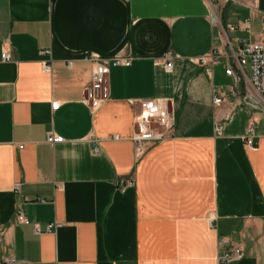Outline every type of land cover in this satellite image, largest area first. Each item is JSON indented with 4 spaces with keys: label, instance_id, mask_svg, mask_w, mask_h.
<instances>
[{
    "label": "crops",
    "instance_id": "0c3cea01",
    "mask_svg": "<svg viewBox=\"0 0 264 264\" xmlns=\"http://www.w3.org/2000/svg\"><path fill=\"white\" fill-rule=\"evenodd\" d=\"M211 16L249 20L250 34H226L231 45L257 41L264 0H0V264H220V237L243 251L222 264H264V113L213 104L212 88L232 80L223 57L210 72L197 63L223 48ZM91 57L129 61L110 67L95 110L84 103ZM245 72L239 90L252 93ZM147 101L172 136L138 155Z\"/></svg>",
    "mask_w": 264,
    "mask_h": 264
},
{
    "label": "built area",
    "instance_id": "2783aa9c",
    "mask_svg": "<svg viewBox=\"0 0 264 264\" xmlns=\"http://www.w3.org/2000/svg\"><path fill=\"white\" fill-rule=\"evenodd\" d=\"M217 2L220 0H210ZM225 2L233 0H224ZM211 23L219 27V35L223 43V48L214 47L212 51L197 59L199 66L204 67L208 72L212 67L218 64V61L223 57L227 61L225 67V75L230 77L232 85L230 87L214 86L212 88L213 104L219 106L226 103L230 97L234 98V108H248L254 112L264 113V16L261 21V31L257 41H241L237 46H233L228 41L226 34L228 32L243 31L250 34L249 20L245 19L236 24H227L224 26L216 16H211ZM47 53V52H46ZM4 62L10 60L9 51L5 50L2 53ZM166 67H171V56L166 55ZM90 79L85 88L84 103L91 109L95 110L104 104L109 99V72L110 67L128 66L129 61L120 59H96L91 57ZM249 72V83L253 92H241L240 86L243 78L246 77L245 70ZM44 70H50L48 65L44 66ZM59 107V104H52V110ZM217 134H221L222 125L215 127ZM172 136V122L164 109L154 101L142 102L140 108L134 116V133L132 144L136 154L141 155L147 144L152 142L163 141ZM48 142L57 144L63 142V138L50 134ZM246 146L250 149L255 148V124H250L244 136ZM19 148H22L21 146ZM93 151L99 152V149L94 146ZM122 189L132 188L134 186L133 179H120L118 182ZM61 189V188H60ZM41 203H46V200H40ZM17 221L22 224H29V221L24 217L22 212H18ZM59 224L53 223L46 226L42 230L39 226L34 225V233L41 234L42 232H53ZM218 248L222 249V254L219 261L229 263L233 260L240 259L243 256V251L240 245H234L226 238H218Z\"/></svg>",
    "mask_w": 264,
    "mask_h": 264
},
{
    "label": "rangeland",
    "instance_id": "374dc122",
    "mask_svg": "<svg viewBox=\"0 0 264 264\" xmlns=\"http://www.w3.org/2000/svg\"><path fill=\"white\" fill-rule=\"evenodd\" d=\"M246 71H247V74L249 75V72H248V69H246ZM109 81V80H108ZM120 187V186H119ZM16 189H18V187H16ZM33 227H34V225H33ZM33 231H34V228H33ZM43 233V232H42ZM41 233V234H42ZM49 233H51V232H49Z\"/></svg>",
    "mask_w": 264,
    "mask_h": 264
}]
</instances>
